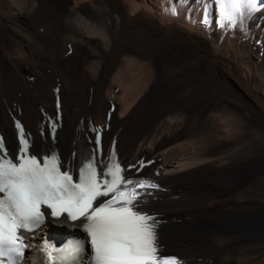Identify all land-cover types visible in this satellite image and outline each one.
Listing matches in <instances>:
<instances>
[{"label": "bare ground", "instance_id": "1", "mask_svg": "<svg viewBox=\"0 0 264 264\" xmlns=\"http://www.w3.org/2000/svg\"><path fill=\"white\" fill-rule=\"evenodd\" d=\"M258 4L221 27L218 0H0V147L18 161L22 129L28 155L58 156L73 180L92 159L106 172L115 153L126 179L157 186L137 188L134 210L155 218L160 255L264 264ZM60 227L88 264V234L67 214L28 233L27 264H44Z\"/></svg>", "mask_w": 264, "mask_h": 264}, {"label": "snow or ice", "instance_id": "2", "mask_svg": "<svg viewBox=\"0 0 264 264\" xmlns=\"http://www.w3.org/2000/svg\"><path fill=\"white\" fill-rule=\"evenodd\" d=\"M218 2L221 27L235 26L245 13L259 6L258 0ZM21 142L24 155L18 161L0 147V264H27L21 230L34 231L45 222L46 214L56 218L67 214V219L81 221L91 249L88 264H180L178 258L160 255L155 218L134 210L142 203L137 188L157 186L126 179L115 153L112 163L105 165L106 172L98 173L92 159L80 168L74 181L69 171H61L58 156L41 163L28 155L22 129ZM110 193V199L93 207L98 198L109 197ZM43 251L44 264H79L85 256V242H69L58 249L45 244Z\"/></svg>", "mask_w": 264, "mask_h": 264}]
</instances>
